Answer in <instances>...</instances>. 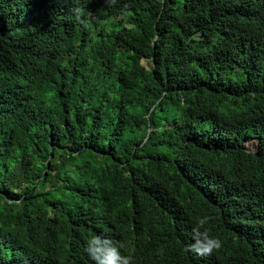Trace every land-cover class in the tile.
<instances>
[{
    "label": "trees",
    "instance_id": "trees-1",
    "mask_svg": "<svg viewBox=\"0 0 264 264\" xmlns=\"http://www.w3.org/2000/svg\"><path fill=\"white\" fill-rule=\"evenodd\" d=\"M100 232L264 264V0H0V264H86Z\"/></svg>",
    "mask_w": 264,
    "mask_h": 264
},
{
    "label": "clouds",
    "instance_id": "clouds-1",
    "mask_svg": "<svg viewBox=\"0 0 264 264\" xmlns=\"http://www.w3.org/2000/svg\"><path fill=\"white\" fill-rule=\"evenodd\" d=\"M118 0H109L115 5ZM208 216H198L193 222L191 231L192 242L187 245V250L198 257H207L222 247V240L212 234L207 225ZM124 241L117 242L105 232L89 233L85 237L83 252L87 256L86 264H136L135 257L125 254Z\"/></svg>",
    "mask_w": 264,
    "mask_h": 264
},
{
    "label": "rangeland",
    "instance_id": "rangeland-1",
    "mask_svg": "<svg viewBox=\"0 0 264 264\" xmlns=\"http://www.w3.org/2000/svg\"><path fill=\"white\" fill-rule=\"evenodd\" d=\"M248 144L250 145L251 148H253V149L256 148V144L254 142H249Z\"/></svg>",
    "mask_w": 264,
    "mask_h": 264
}]
</instances>
